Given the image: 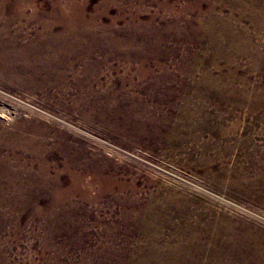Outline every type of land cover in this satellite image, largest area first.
<instances>
[{
    "label": "rangeland",
    "instance_id": "374dc122",
    "mask_svg": "<svg viewBox=\"0 0 264 264\" xmlns=\"http://www.w3.org/2000/svg\"><path fill=\"white\" fill-rule=\"evenodd\" d=\"M101 1L89 0L87 12H95ZM187 2L113 0L108 15L99 20L122 40L125 33H135V29L166 30L162 40L147 34L148 40L143 34L136 39L158 50L161 62H150L148 66L156 71L163 66L177 76L179 83L191 84L187 93L177 95L178 103H184L186 96L192 103L208 100V111L215 117L212 121H226V133L221 137L207 132L197 142L185 141L177 146L134 139L123 131L121 117L114 122L84 120L65 105L46 99L41 90L19 84L15 60H3L0 106L8 113H0V130L12 146H1L0 156L9 168L12 162L13 172L36 177L39 156L47 164L48 174L54 175L63 168L66 156L77 152L82 155V164L95 162L125 187L101 195L99 184H90L91 174L87 173L88 183L80 186L88 196L52 198L54 189L48 184L16 181L11 185L0 180V264H171L162 258L164 245L180 241L187 225H204L199 217L212 221L233 239L264 238V107L254 101L256 92L264 93V69L257 68L255 59L257 53L264 55V27L254 22L249 3L241 7L229 0H204L200 10H189ZM41 3L50 6L47 0L35 2ZM112 18L115 21L110 24ZM210 18L230 22L232 33L240 30L239 40L229 42L224 35L222 43L226 48L234 47L235 42L240 47L248 45V54L231 48V59L215 60L214 54L196 43H207V37L196 40L185 36L191 31L198 33L200 22L217 28L209 25ZM21 28L20 22L13 25V29ZM95 56L103 57L99 53ZM207 59L210 63L206 69L212 76L206 88L208 99L195 92L205 69L200 62ZM111 63L113 76L116 69L120 73L126 69L116 60ZM181 69L191 70L193 77L180 74ZM106 73L108 76L109 71ZM219 104L224 108L216 109ZM154 111L163 114L168 107L162 105ZM69 187L68 182H62L59 191ZM134 199L140 202L136 204ZM142 208L152 209L157 221L150 231L138 224Z\"/></svg>",
    "mask_w": 264,
    "mask_h": 264
},
{
    "label": "bare ground",
    "instance_id": "6f19581e",
    "mask_svg": "<svg viewBox=\"0 0 264 264\" xmlns=\"http://www.w3.org/2000/svg\"><path fill=\"white\" fill-rule=\"evenodd\" d=\"M36 1L0 0V65H2L0 67L4 66L3 60L8 57L15 60L13 63L18 65L16 71L20 74L18 76L19 84L34 90H41L46 99L55 100V103L59 105H65L68 111L78 114L84 120L113 121L121 117L123 131L143 142L177 146L185 141L197 142L207 132L218 134L220 137L225 135L226 121L218 118L216 119L218 123L212 121L215 117H212L208 111L206 102L208 100L192 103L186 96L184 103H178L177 95L187 93L190 89L191 84L188 81L179 83L177 76L169 70H165L163 66H159L158 71L148 66L150 62H156V64L161 62L158 50L155 49V46L150 47L146 42H136L138 41L136 39L143 34L146 40L149 39V36L162 40L166 30L162 32L163 28L152 29L151 27L147 31L135 29V33L131 31V33H125L124 40H122L115 38V33L110 31L108 25L100 22L102 15H108L107 8L113 3V0H102L93 13H88L86 10L89 0L80 2L79 0H47L50 2L48 7L43 3L35 4ZM223 1L227 2V0H217L216 3ZM229 1L232 2L230 4L241 7L247 6L249 3L254 22L257 26L264 27V0ZM203 2L204 0L194 2L188 0L186 6L189 10H200ZM29 7L31 10L28 12L27 8ZM207 12L205 15L208 14ZM217 18L209 19L211 21L209 25L212 24L217 28L206 27V23L200 22L202 27H199L201 30H198V33L191 31L192 33L185 36L196 40L207 37V43L195 41L197 45H203L206 51L214 54L215 60L222 57L231 59L228 53L231 48L234 51L237 49L238 53L247 55L248 45L246 47L243 44L240 47V43L235 42L232 43L234 47L228 46L230 49L224 46L222 43L223 39H226L223 37L224 35H227L229 42L239 40L242 35L238 34L240 30L237 33H232L230 22L223 23ZM114 21L115 19L112 18L110 24ZM16 22L21 23V29H13ZM186 23L191 22L187 21ZM28 27L31 28L28 29ZM136 30L138 34H136ZM181 30L185 31V29ZM229 44L231 45V43ZM150 52L154 54H150ZM96 53L102 54L103 57H96ZM255 59L257 68L264 69V55L257 53ZM113 60L126 65L124 72L120 73L116 69V76L112 75L114 68L111 69V62ZM8 61L12 62L9 59ZM200 63L205 66L203 67L205 69L203 77L195 85V92L198 96L208 99L209 90L206 88L212 76L206 69V64L210 62L208 60ZM11 69L14 70L15 67L11 66ZM107 70L109 71L108 76H106ZM180 74L193 77L191 70L181 69ZM254 101L260 103L259 107H264V93L256 92ZM151 103L154 105L153 108L150 106ZM255 103L254 106H257ZM220 104L215 108L223 109L224 107ZM162 105L168 107V112L158 115L154 110H160ZM0 113L8 112L0 106ZM262 118L264 119V115ZM0 141V147L5 143L12 146V142L5 141L4 133L1 130ZM81 156L77 152L66 156L63 168L54 175L48 174L47 164L37 156L39 173L36 177L21 176L20 173L13 172V163L11 162V168H9V163L0 156V180H6L11 185L16 181L33 185L48 184L54 189L50 195L52 198L69 197L75 194L88 196L86 190L80 186L87 182V173L91 174L92 180L88 181L90 184H99L101 195L113 192L115 187L121 189L125 187L123 183H116L113 178L106 175L105 170L98 168L95 162L90 161L87 164H82ZM16 161L18 162V158ZM62 172L64 174L61 176ZM62 182H68L70 185L65 192L59 191V185ZM114 199L122 201L118 196H115ZM136 200L134 199L133 202L138 204L140 201ZM123 201L126 203V200ZM152 212L153 210L149 208H142L138 211V224L149 231L157 223ZM199 218L204 225L198 223L187 225V228L182 232L183 238L180 241L164 245L166 249L164 254L162 253V258L165 261L171 264H264V238H259V240L255 238L252 240L248 238L233 239V237L222 233V230L212 221L203 220V217ZM180 227L182 228V226Z\"/></svg>",
    "mask_w": 264,
    "mask_h": 264
}]
</instances>
